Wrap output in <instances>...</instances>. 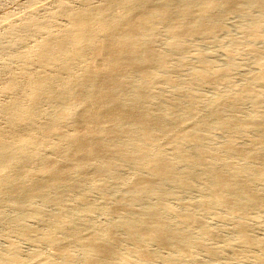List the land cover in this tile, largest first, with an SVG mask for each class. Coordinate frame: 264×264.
Returning a JSON list of instances; mask_svg holds the SVG:
<instances>
[{"label":"bare ground","instance_id":"obj_1","mask_svg":"<svg viewBox=\"0 0 264 264\" xmlns=\"http://www.w3.org/2000/svg\"><path fill=\"white\" fill-rule=\"evenodd\" d=\"M254 8L264 11V0H106L100 6L71 10L73 27L67 29V37H46L37 53L44 68L38 75L28 74L30 55L17 57L26 65L29 105L11 98L5 108L9 130H0V222H9L23 238L33 240L35 229L26 218H45L37 201L59 207L47 218L51 232L43 241L54 245L62 260L57 263L36 250L31 254L35 264H197L195 251L200 247L213 256L220 253L208 243L216 231L200 216L213 207L238 215V241L256 243L245 215L253 208L264 209V70H258L255 83L240 87L232 97L219 90L211 99L215 105L210 116L192 124L186 116L210 102L193 86L231 83L230 69L240 65L227 61L216 69L211 56L200 54L195 58L200 68L193 77L181 81L175 75L185 64L175 57L185 53L189 39L219 33L214 18L234 13L248 17ZM262 16L242 28L255 56L261 55L256 43L264 44ZM38 21L33 22L37 29L42 26ZM164 25L171 34V51L162 50L157 42ZM242 41L233 38L225 45L228 58ZM89 48H94L90 54ZM81 63H86L84 72L75 74ZM19 82L13 79L7 89L17 92L23 84ZM164 83L188 101L183 104L167 94ZM44 102L56 110L50 119ZM246 103L254 107L253 116L242 120ZM23 124L33 127L29 140L14 141L10 136ZM214 125L232 134L219 150L206 134ZM254 131L260 133L258 139L249 148L239 146L238 141ZM162 142L164 148H157ZM187 144L194 152L184 151ZM46 146L55 156L45 154ZM167 148L173 155L166 154ZM37 162L42 177L35 174ZM127 165L141 171L134 170L128 183L120 175ZM88 183L102 193L122 189L108 209L116 220L95 224L90 216L98 206L82 196V222L74 221L69 197ZM198 183L205 193L202 199L189 201L185 211L166 202L167 184L193 190ZM141 201L151 203L138 210ZM8 208L16 213L9 216ZM126 242L131 246L122 250ZM258 243L264 246V241ZM152 246L174 254L163 256ZM9 248L12 260L19 262L17 243L11 241ZM9 262L0 257V264Z\"/></svg>","mask_w":264,"mask_h":264},{"label":"rangeland","instance_id":"obj_2","mask_svg":"<svg viewBox=\"0 0 264 264\" xmlns=\"http://www.w3.org/2000/svg\"><path fill=\"white\" fill-rule=\"evenodd\" d=\"M105 1L106 0H0V130H9V124L7 122L8 114H6L5 108L11 101L19 100L24 102L25 105H29L26 88L28 76L24 73L26 65L19 61L17 57L24 54L30 55L32 57L31 59L36 57L32 61L30 59L31 62L29 61L27 67H29L28 74L38 75L41 69L44 68L40 64L37 53L41 50L40 48L44 42L50 37L64 38L68 36V31L70 30L67 29H72L73 27L69 12L71 10H84L100 6ZM115 11L117 14H122L121 9ZM261 16L264 17V11L254 8L252 13L248 16L249 18L235 13L214 18L212 21L218 23L221 27L219 33L207 35L204 38L195 36L189 39L187 41L189 47L185 53L180 57H175L176 61L181 59L185 63L178 69V73H175L181 81L185 79L189 80L193 77V71L200 68V63L197 61L198 58L195 59L200 54L211 56L215 61L214 67L216 69L225 67L227 61L236 62L240 65L237 69H230L231 83L219 84L218 86L215 84L202 83L201 85L193 86L197 94L205 99H210V102L202 106L198 112L196 110L197 113H189L186 116V121L190 124L199 123L210 116L215 105L214 101L211 99H213L219 90L228 93L229 96L232 97L240 87L255 83L256 80L254 77L258 74V70H264V44L260 42H258V44L256 43L261 51L260 56L251 54L252 52H250L249 49L252 45L251 39L245 36L242 31L243 27L250 24V22L257 19V17L261 18ZM35 20H39L38 22L42 23V28L39 27L37 29V27L33 25ZM166 27V25L161 27L157 42L159 48L162 50L171 51L168 48V43L171 41V34ZM93 30L92 33L97 34L96 30ZM100 35L103 36L105 34ZM46 37H48V39H46ZM239 37L243 39L242 44L238 45L239 50L238 47H236L233 56L228 58L226 52L224 53L225 47L230 44L233 38ZM243 47L245 49H243ZM93 50L94 48L87 49L88 54ZM85 68L86 63L78 64L75 68V74H82ZM15 77L23 84L19 82L21 84L20 90L18 89L17 92H10L7 89V85L11 83L13 79H16ZM162 88L167 94L174 95L177 101L183 104L188 101V97L177 91L173 85L164 83ZM44 109L50 114H48L46 119H50L56 115V110L52 103L44 102ZM253 110L254 107L252 104L246 103L240 118L242 120L251 118L253 116ZM21 126L20 130L10 136V138L14 141L24 140L27 142L33 127L27 124ZM66 129L73 132L71 126H66ZM206 134L213 140V143L215 141L216 145L214 146L213 144V148L217 150L221 149L232 136L230 132L216 125L210 127ZM249 134L238 141L239 146L249 148L251 143L260 136V133L255 131ZM189 146L188 144L185 145L183 148L184 151L190 153L194 152L190 148L191 146ZM159 147L164 148L163 142L160 143L157 148ZM44 151L47 152L45 153L47 156H55L56 154L51 147L46 146ZM165 152L168 156L173 155V150L171 148H167ZM229 157L230 156H226L225 158L229 159ZM246 161L238 160V164H246L250 167L256 165L253 161ZM183 166V163L179 162L178 167L181 168ZM35 167L37 168L35 173L36 176L42 177V173L39 172L42 167L41 162H37ZM134 170H136L134 166L127 165L126 168L120 172V175L125 179L126 183L132 180ZM136 171L141 172L140 170ZM256 187L261 188L260 183H256ZM121 190L122 189L116 190L115 192L102 193L93 189L91 184L88 183L81 190L70 195L68 200L70 204L69 214L74 218V221L76 220L75 222H82L80 216H82L83 204L80 202V197L83 196L98 206L97 210L90 216L95 224L98 222L105 224L114 221L118 216L109 213L108 209L110 207L111 198L116 194H122L123 192H121ZM166 191L170 193L166 202L179 211H185L184 207L189 201H198L202 199L205 188L201 186V183H198V186L193 190H179L174 184H167ZM150 203V201H141L136 205V209L142 210ZM37 205L44 211V220L32 216L26 218V223L33 226L35 229L33 232V240H26L23 238L22 234L9 222H0V257L9 260V264H35L37 260L31 257V254L36 250L41 253L42 257L47 258L51 256L57 263L62 260L54 245L43 241V237L51 232V226L48 224L47 218L58 213L59 207L51 203L46 204L41 199L37 201ZM7 213L9 216H13L16 211L13 208H8ZM200 216L209 227L216 231V236L208 243H210L213 248L220 249V253L213 256L208 254L204 248L200 247L195 251V255L198 259L197 264H264V246L258 243L264 241L263 208H253L245 215L250 233L256 241V243L252 245H246L237 240L238 228L236 221L239 219L238 215L231 214L224 209L213 207L208 211L202 212ZM55 232L58 234L60 233L59 231ZM196 233L197 230H194V234ZM11 241L17 243L20 248L19 262L12 260L9 248V243ZM66 242L67 241L64 243ZM129 246H131L130 243L126 242L124 245H121L120 248L124 250ZM75 250L81 253L79 247H76ZM151 250L163 256L174 254V251L162 249L158 246H152Z\"/></svg>","mask_w":264,"mask_h":264}]
</instances>
